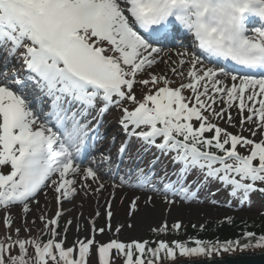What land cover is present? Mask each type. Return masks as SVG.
Wrapping results in <instances>:
<instances>
[{"label": "snow or ice", "instance_id": "obj_1", "mask_svg": "<svg viewBox=\"0 0 264 264\" xmlns=\"http://www.w3.org/2000/svg\"><path fill=\"white\" fill-rule=\"evenodd\" d=\"M253 17L258 21H250ZM181 31L191 37V50L180 40ZM178 40L183 51L175 53V61L165 60V46ZM169 62L178 85L167 73L150 71ZM142 74L147 78H139ZM137 84L147 89L140 99ZM125 101L135 107L124 106ZM113 106L122 111L119 123L127 137L121 156L136 138L174 153L173 161L182 165L176 180H159L168 203L175 202L169 194L195 199L209 179L230 187V197L241 204L255 191L264 193L257 187L264 183V0H0V211L8 229L0 237V264H91L94 250L98 264H116L117 258L123 264H178L184 258L264 249V232L247 230L245 222L238 237L223 241L102 243L96 234L105 228L97 229L95 220L90 237L66 247L72 220L63 233L58 230L62 207L53 218L39 217L45 227L36 236L21 237V228L13 230L9 210L19 207L26 218L50 186L58 206L79 194L78 188L87 194L89 180L98 184L95 191L104 188L98 170L81 169V163L100 139L103 116ZM233 107L242 130L235 134L216 122L235 127ZM246 124L249 136L243 135ZM193 169L204 179L188 183ZM116 176L118 186L161 190L151 171L130 169L121 175L117 167ZM106 215L111 231L110 201ZM225 220L234 222L230 216ZM180 228L179 222L172 225ZM25 230L30 231L26 224ZM155 231L159 235L168 226Z\"/></svg>", "mask_w": 264, "mask_h": 264}, {"label": "rangeland", "instance_id": "obj_2", "mask_svg": "<svg viewBox=\"0 0 264 264\" xmlns=\"http://www.w3.org/2000/svg\"><path fill=\"white\" fill-rule=\"evenodd\" d=\"M258 26V25H257ZM189 40L191 37L189 36ZM188 44V42H186ZM180 45V44H179ZM189 47V50H191V46L186 45ZM177 47H179L177 45ZM173 48V47H171ZM168 46H165L166 52H168L167 56H164L165 60H168V56L171 57L172 61H175L178 57L175 55V52L168 51L171 49ZM164 55V54H162ZM13 64L15 67L19 68V64H17L15 61H13ZM170 67L169 63H158L155 65L152 69H150L151 72L154 73H167L169 77L174 79L176 81V85L179 84L180 80L178 77H174L171 72L168 71ZM9 76H11V69L9 70ZM139 78H147L146 74H142ZM173 85V86H176ZM135 91L137 94V98H142L144 92L147 91V89L143 88L141 85L137 84L135 86ZM47 100V98H45ZM45 104H48L47 102ZM32 106L34 109H36L39 105L37 101L32 102ZM124 106H127L129 108L135 107V105H132L131 103L125 101ZM44 110L47 111L48 108L46 105H43ZM232 115H233V123L236 125L233 127L232 125H229L226 123V120H219L217 119L216 122L221 127H225L228 129V131L235 133L241 132V128L239 127L240 122V115L237 112V109L233 107L231 109ZM122 111L119 107L113 106L110 107L108 112L103 116V123L101 125V134L99 143H95L94 145H91L89 148L94 149L96 152V155H94V159H91L87 155L84 154L83 162L81 163V169H85L88 166H98L100 163H102L101 169L98 171V174L100 178L108 182L110 184H115L116 186L120 185L119 177L116 176L113 177V173L119 168V172L121 175L128 172V170H137L138 167L144 163L149 162L146 164L147 170H145V174L148 172H154L155 177L158 175H161L162 173L169 174L172 166H174V161L172 159V156L174 153H162L159 149H157L154 146H148L144 144L142 141L137 140V143L135 145L129 144V147H127V152L129 150V155L132 157H135L139 155L135 159L133 163H131V158H125L124 161L123 158L124 155L127 154L124 153L123 156L120 154L121 145L126 141L127 137L125 136L124 130L121 127L119 121L122 117ZM247 115V113H245ZM249 127V125H245V130H243V135L249 136V132L246 130ZM207 133L206 135H208ZM115 138V141L113 142V139ZM256 139H259V137H256ZM142 145L141 147H145L143 156H141L139 153L140 150H137L138 146ZM136 148V149H135ZM238 149L240 151H244L243 148H240L238 146ZM137 150V151H136ZM153 150L156 151L157 154H160L163 158H167L168 160H171L170 163H168L167 169H164L163 171L157 170L156 164H152V161H156L157 164L160 163L161 157L155 158L151 160L150 152ZM149 153V154H148ZM103 155L110 156L109 160H103ZM99 156L98 158L96 156ZM145 157V160L143 158ZM121 159V162H120ZM92 163V164H91ZM138 165H137V164ZM141 163V164H140ZM137 166V167H136ZM136 167V168H135ZM176 168V166H174ZM5 171H8V169H4ZM111 170V171H110ZM150 170V171H149ZM157 170V171H155ZM199 172L198 169H194L191 172V175L194 174V171ZM164 175V174H163ZM162 175V176H163ZM79 180V177H77ZM133 179H135V176H133ZM176 179V178H174ZM173 179V181H174ZM82 183V182H81ZM88 183H91V189L87 190V194H85V191L80 190L78 188V193L73 199L65 200L61 205L58 206L57 204V193L53 190V188L50 186L44 191H42L38 196L37 200L39 203H32L31 204V212L27 215L25 218L24 213L19 207H12L9 211L13 215L15 219V223L13 225V230L16 227L21 228L20 236L21 237H28L36 236L40 234L41 230L44 229L45 225L39 218L41 215H46L48 218L55 217V214L58 210V207H62L65 211L63 216L59 220V231L63 233L64 227L66 225V222L68 220H72V224L70 227H68V231L66 233V243L65 246H72L76 239L83 238V237H90L91 236V221L95 220L96 228H105V232L100 234H96V240L100 242H108L110 239H119L122 242H131L132 240H149V231H155L159 227L166 225H174L175 223L179 222L181 226H187L189 222L194 221L197 224H203L207 220H216L218 218H222L226 215L233 214V210L231 207H224L221 205L213 204L212 202H215L211 199V197L208 198L207 203H200V202H191L184 200L180 198L179 196L173 197L172 195H168V200H174V203H168L165 199V194L162 191L163 187L161 184H157L156 182H153L156 184L158 189H161L160 191H151L147 188H138V187H132L128 185L118 186V188L121 191H124L125 193H119L115 187L112 188L113 194H116L114 201L111 204V211L113 213L110 223H111V231L107 229V225L109 223L108 217L106 215V212L108 210V204H99L98 201L95 199L94 193L92 192V187L98 186L97 183H92L91 180L88 181ZM132 191L131 193H127V191ZM134 192V193H133ZM206 196L207 193H204ZM212 196V195H211ZM138 198V199H137ZM219 198V197H218ZM135 201L136 208L132 209L131 204ZM149 210V211H148ZM151 212V213H150ZM97 213L99 215L97 216ZM5 213L3 211H0V237L4 236L8 229L5 227L3 223V216ZM238 216H243L242 214H237ZM251 217H256L257 214L250 215ZM34 221V222H33ZM25 224L27 226V229H30V231L25 230ZM123 225L121 228V231L119 233L115 232V229L117 226ZM129 225H131L129 227ZM13 235H15V232H12ZM158 236V240H168V236H166L165 233H161ZM48 237L45 236L44 239L46 240ZM171 240V239H170ZM252 250H263V249H252ZM30 254H34V251L32 249L29 250ZM241 251V250H240ZM239 251V252H240ZM229 253H237L234 252H227V253H219V254H213L212 256H223L227 255ZM15 254V253H14ZM203 257H191V258H184V259H199ZM183 260V259H182ZM180 261V260H178ZM164 263L163 261L161 264ZM91 264H98V260L95 254V250L93 251L92 258H91ZM116 264H123L122 258L116 259Z\"/></svg>", "mask_w": 264, "mask_h": 264}, {"label": "trees", "instance_id": "obj_3", "mask_svg": "<svg viewBox=\"0 0 264 264\" xmlns=\"http://www.w3.org/2000/svg\"><path fill=\"white\" fill-rule=\"evenodd\" d=\"M209 135H211V133H209ZM151 152H153V150ZM162 159L164 160L160 161L159 166L165 168L168 166V163H170V161L168 160L169 162H167V159L163 157ZM174 172L176 173L177 170L175 169ZM203 179V174L200 171L197 172L196 170L194 171L193 175H191L190 173L187 176L188 183ZM192 186H194L192 188L196 189L195 184H192ZM257 187H264V183H258ZM199 190L203 193H207V197L212 195L211 198H213V200L217 198L218 201L216 203L212 202L213 204L221 205L224 207H231V209H234L233 214L223 216L222 218H218L216 220H207L203 224H197L196 222L191 221L187 226H181L179 230H172V225H167L168 231L164 233L166 234V236H168L169 241L177 239L188 240L189 238H201L210 240L219 239L221 241L234 239L238 237L243 230L241 227L242 222L246 223L247 230L255 231L257 233L264 232V193L255 191L251 193L250 201L241 204L238 197H230V187L225 186L218 180L209 179V181L205 185L201 186ZM192 201L195 200L192 199ZM207 201L208 199L204 198L201 199L200 203H207ZM230 202L232 206L227 205V203L230 204ZM237 214H242L243 216H238ZM254 214H257V216H250ZM229 216L234 218V222L231 225L228 224L225 220V218ZM201 225H204V227L201 228ZM148 235L149 241L153 242L158 241V236H160L156 234V231H149ZM153 246H155V244H153ZM239 251V249L236 250V252Z\"/></svg>", "mask_w": 264, "mask_h": 264}, {"label": "water", "instance_id": "obj_4", "mask_svg": "<svg viewBox=\"0 0 264 264\" xmlns=\"http://www.w3.org/2000/svg\"><path fill=\"white\" fill-rule=\"evenodd\" d=\"M164 264V263H162ZM178 264H264L263 250H246L223 256L183 259Z\"/></svg>", "mask_w": 264, "mask_h": 264}, {"label": "bare ground", "instance_id": "obj_5", "mask_svg": "<svg viewBox=\"0 0 264 264\" xmlns=\"http://www.w3.org/2000/svg\"><path fill=\"white\" fill-rule=\"evenodd\" d=\"M179 37H180V40H183V43L185 44V42L187 41V39L185 38V34H184V32L182 31V33L179 35ZM180 40H178V41H180ZM178 41L175 43V44H172V45H168V47H173V48H171V51H173V52H179V51H183V47L182 46H180L179 44H178ZM177 45L179 46V47H177ZM94 155H96V153H90V158L91 159H94ZM97 158L99 157L98 155L96 156ZM92 164V163H91ZM92 167H94V170H100L101 169V167H102V163H100V165H98V166H94V164H93V166ZM101 181L104 183V188L102 189V190H100V191H95L97 188H98V186H95L94 188L92 187V192L94 193V196H95V199L98 201V203L99 204H108V202L110 201V203L112 204V202L114 201V199H115V197L117 196L116 194H113V191H112V188L113 187H115L116 188V190L119 192V193H125L124 191H121L119 188H118V186H116L115 184H110V183H108V182H105V181H103L102 179H101ZM82 182V181H81ZM132 191H127V193H131ZM134 193V192H133ZM149 211V210H148ZM151 213V212H150Z\"/></svg>", "mask_w": 264, "mask_h": 264}]
</instances>
